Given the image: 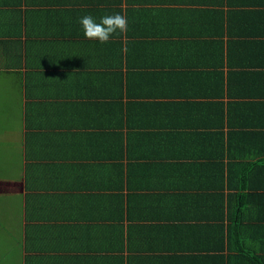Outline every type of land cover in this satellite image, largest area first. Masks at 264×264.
Masks as SVG:
<instances>
[{"label":"crops","instance_id":"0c3cea01","mask_svg":"<svg viewBox=\"0 0 264 264\" xmlns=\"http://www.w3.org/2000/svg\"><path fill=\"white\" fill-rule=\"evenodd\" d=\"M44 9L0 0V79L23 119L21 168L0 189L37 202L21 264H177L191 246L222 254L233 223L264 264V0ZM115 13L126 34L84 36L81 17Z\"/></svg>","mask_w":264,"mask_h":264},{"label":"rangeland","instance_id":"374dc122","mask_svg":"<svg viewBox=\"0 0 264 264\" xmlns=\"http://www.w3.org/2000/svg\"><path fill=\"white\" fill-rule=\"evenodd\" d=\"M5 84L7 83L0 79V182L10 181L19 164L20 171L22 156L21 150L14 148L21 146L20 134H22L23 119L18 114V105L16 104L19 93H15L14 86H4ZM7 191L8 188H5L3 192L0 189V224L2 225L0 227V264H21L20 250H15L16 243L14 244V242L16 241L12 238V242L9 241L8 233L9 229H13L17 234L15 235L17 239L21 235L19 224L23 219V203L19 194H12L19 193L21 190L10 188V194ZM11 249L14 251L10 255L4 256Z\"/></svg>","mask_w":264,"mask_h":264},{"label":"trees","instance_id":"16d2710c","mask_svg":"<svg viewBox=\"0 0 264 264\" xmlns=\"http://www.w3.org/2000/svg\"><path fill=\"white\" fill-rule=\"evenodd\" d=\"M41 6L45 7V11H53L52 9H49V7L57 2V0H36ZM34 16H28L29 20L32 19ZM46 19V18H45ZM46 23V21L44 20ZM32 25V22H31ZM44 25V23L42 24ZM45 34H48L44 32ZM20 166V164H19ZM43 176V175H42ZM13 179V178H12ZM3 183V182H0ZM40 182L39 177L36 175L33 183L31 182L30 186L27 184V189L35 188L34 185H38ZM5 188H1V192H3ZM5 194V193H2ZM9 197V196H8ZM22 200V195H20ZM34 193H32L31 196H26V203H25V213L28 215L29 211H32L35 207L37 202L33 200ZM0 227L2 225L0 224ZM218 228L221 229V246L220 241L218 242V252H222V254L218 253L216 256L212 255H203L200 248H195L193 246V254L190 255H176L178 252L175 253V261L177 264H180L183 260H188L192 264H260V262L253 258L252 256L248 255L247 251H245L244 244H243V234H242V226L239 223H233L229 225H219ZM11 238L15 241H18L15 234L11 235ZM215 244H211L208 246V252H211L210 250H215ZM231 251L232 253H240L242 254L240 256H234L232 254H227L226 252ZM180 252V251H179ZM8 254L5 253L4 256Z\"/></svg>","mask_w":264,"mask_h":264},{"label":"clouds","instance_id":"9594fccd","mask_svg":"<svg viewBox=\"0 0 264 264\" xmlns=\"http://www.w3.org/2000/svg\"><path fill=\"white\" fill-rule=\"evenodd\" d=\"M83 34L88 40L108 43L117 34H126L128 20L120 13L104 15L99 22L92 15H85L79 19Z\"/></svg>","mask_w":264,"mask_h":264}]
</instances>
